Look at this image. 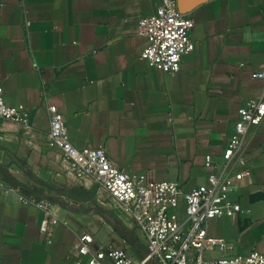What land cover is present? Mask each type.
<instances>
[{
  "label": "crops",
  "instance_id": "obj_1",
  "mask_svg": "<svg viewBox=\"0 0 264 264\" xmlns=\"http://www.w3.org/2000/svg\"><path fill=\"white\" fill-rule=\"evenodd\" d=\"M159 2L0 0L2 98L31 117L29 134L0 119V264H74L81 233L93 249L138 240L127 212L99 188L89 202L58 199L55 190L95 184L74 181L59 151L46 146L49 104L62 112L76 148L102 147L118 167L176 182L182 193L219 168L238 108L263 86L251 74L264 61V0H176L195 20V47L174 76L140 58L146 40L137 21ZM247 163L250 177L230 193L240 212L207 224L210 237L231 246L229 255L264 254V130L252 137ZM2 170L42 188L44 198L9 184ZM24 198L47 204L60 220L49 242L39 231L44 211ZM223 255L214 247L205 253Z\"/></svg>",
  "mask_w": 264,
  "mask_h": 264
},
{
  "label": "built area",
  "instance_id": "obj_2",
  "mask_svg": "<svg viewBox=\"0 0 264 264\" xmlns=\"http://www.w3.org/2000/svg\"><path fill=\"white\" fill-rule=\"evenodd\" d=\"M194 25L193 17L178 10L176 0H160L154 13L137 21V34L146 40L140 58L174 76L180 70L182 56L194 50L190 36ZM251 75L263 80L260 94L238 108L219 168L207 175L204 184L187 193H182L176 182H157L148 174L118 167L102 147L76 148L69 140L62 112L54 104L47 106L46 146L59 151L74 181L96 184L101 192L121 205L147 252L138 257L125 241L93 249L91 235L81 233L74 241V264H264V254L256 250L241 255L227 254L231 246L207 232L209 220L240 212V205L230 199V193L250 177L248 148L252 137L264 130V61L260 70ZM0 119L18 124L26 134L31 131L29 110L21 105L5 104L1 87ZM204 166H212L210 155L205 156ZM22 202L42 208L44 216L39 231L49 242L51 230L60 220L50 214L43 202L30 198ZM209 247L219 249L224 255L208 260L205 253Z\"/></svg>",
  "mask_w": 264,
  "mask_h": 264
},
{
  "label": "water",
  "instance_id": "obj_3",
  "mask_svg": "<svg viewBox=\"0 0 264 264\" xmlns=\"http://www.w3.org/2000/svg\"><path fill=\"white\" fill-rule=\"evenodd\" d=\"M2 172L5 174V177L9 184L19 188L22 192H25L27 194H32V196L35 198H39V199L44 198L42 188L31 189L25 186L24 184L18 182L15 178L5 173L3 170ZM97 188L98 186L95 184L90 191H86L80 188H62L60 190H55V191L57 193L58 199H60L61 196H66L67 198L73 199L75 201L89 202L94 197L95 191L97 190ZM58 199L54 200V202H58ZM130 246L134 254L138 257H143L147 254L146 250L139 243L138 240L130 241ZM148 264H151V263H148Z\"/></svg>",
  "mask_w": 264,
  "mask_h": 264
},
{
  "label": "rangeland",
  "instance_id": "obj_4",
  "mask_svg": "<svg viewBox=\"0 0 264 264\" xmlns=\"http://www.w3.org/2000/svg\"><path fill=\"white\" fill-rule=\"evenodd\" d=\"M131 239V241H134V239L133 238H130ZM130 245V244H129ZM131 247V246H130Z\"/></svg>",
  "mask_w": 264,
  "mask_h": 264
}]
</instances>
